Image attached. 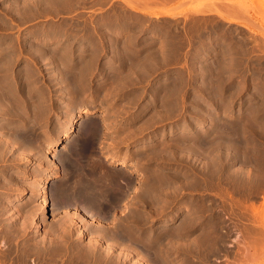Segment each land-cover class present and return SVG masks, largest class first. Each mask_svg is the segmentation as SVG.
Instances as JSON below:
<instances>
[{
  "label": "rangeland",
  "instance_id": "rangeland-1",
  "mask_svg": "<svg viewBox=\"0 0 264 264\" xmlns=\"http://www.w3.org/2000/svg\"><path fill=\"white\" fill-rule=\"evenodd\" d=\"M254 2L259 4L0 0V96H8L7 109L13 112L7 137L12 140L22 127L36 137L30 149L17 144L8 155L14 167L5 170L17 172L5 204L9 214L0 209V242H6L0 247L1 264H46L29 249L51 231L60 234V224L73 214L79 218L64 226L68 237L52 234L60 244L83 251L101 230L117 232L111 238L117 243L108 239L98 246L106 261L100 264H196L199 259L201 264H230L227 261L238 263L244 255L248 260L257 257L247 264H264V230L255 228L261 223L254 222L247 208L264 203V8ZM70 100L75 103V155L97 161L103 171L127 176L121 180L122 190L117 188L119 200L104 207L108 215L105 209L102 214L89 210L91 220H81L75 201L58 200L67 183L75 186L71 168L60 157L66 152L64 110ZM82 111H91V121L98 126L88 139L77 133ZM57 135L60 141L53 154L59 158L60 173L47 149ZM21 152L26 155L19 163L14 158ZM112 157L125 159L128 166L120 170L110 164ZM18 194L22 200L12 205L10 200ZM54 204L60 206L55 215L49 211ZM20 212L23 218L31 213L26 234L13 230L25 220ZM186 222L194 228L189 224L187 229ZM78 228L87 231L81 239L76 237ZM233 229L242 236L236 238ZM195 238L197 243L190 241ZM109 244L115 248L107 251ZM80 252L84 260L86 252ZM23 256L28 262L23 263Z\"/></svg>",
  "mask_w": 264,
  "mask_h": 264
},
{
  "label": "bare ground",
  "instance_id": "bare-ground-1",
  "mask_svg": "<svg viewBox=\"0 0 264 264\" xmlns=\"http://www.w3.org/2000/svg\"><path fill=\"white\" fill-rule=\"evenodd\" d=\"M2 1H6V0H2ZM250 2H251V0H250ZM256 2H259V4L258 3H255V5L256 4H258L260 7L262 6L263 8H264V0H256ZM253 3V4H254ZM216 5V4H215ZM257 5V6H258ZM37 6V5H36ZM259 6L257 7L258 9H259ZM211 9V8H210ZM213 10V9H212ZM232 10H234V9H232ZM232 10H230V11H232ZM214 11V10H213ZM211 12V11H210ZM235 12H236V10H235ZM264 12V11H263ZM233 14H235L234 13V11H233ZM2 84V83H1ZM13 85V84H12ZM0 89H3V88H0ZM8 89V88H7ZM0 92H1V90H0ZM3 93V90H2V92H1V94ZM5 93V92H4ZM7 93V92H6ZM10 94V93H9ZM8 94V95H9ZM12 94V93H11ZM17 94V93H16ZM5 95V94H4ZM13 96V95H12ZM31 96V95H30ZM74 96V95H73ZM6 97H8V96H0V122H2L1 123V126H0V209L1 210H4V211H6L5 209V204H6V202L8 201V199H9V189H10V182L12 181L11 179H12V174H16V172H17V169H13V170H5V169H8V168H10L11 166H13L12 165V163H13V160H11V159H9V157H8V155L9 154H11V151H12V149L18 144V145H20L21 147L22 146H24V149L25 148H28L29 147V149H30V147H31V145L33 144V142H34V135H31L32 134V132H31V134H30V131H27L26 133L24 132L25 130H23V127H22V130H21V132H19V134L17 133V134H15V136L13 137V139L11 140V138H8L7 137V133L9 132V130H8V128H7V126L6 125H8V122H9V118L11 119V118H13L12 117V115H13V112L12 113H10L9 112V110L7 109V108H9V107H7V105H8V98H6ZM15 97V96H14ZM17 97V96H16ZM15 97V98H16ZM47 97V96H46ZM10 98V97H9ZM14 99V98H13ZM10 100V99H9ZM20 101V100H19ZM29 101H30V99H29ZM46 102V101H45ZM76 103H77V101H76ZM78 103H79V101H78ZM74 101H69L68 102V105H67V108H66V110H64V113H66L67 115H68V121H67V126H66V130H65V132H64V139H65V145H66V152L64 153V154H62V156H60L61 157V160H62V162L63 163H65V164H67V165H69V167L71 168V170H72V174H73V177H71V178H75L74 179V181H73V184L75 185V186H73V187H69V185H68V183L66 184V186H65V188H67L66 190H64L63 192H64V194H63V192H62V195H60V197L58 198V200L60 201V199H64V200H67L66 202H71V201H75V204L77 205V207H75L76 208V211L78 210V213H77V215H80L81 216V220L83 221L84 219H83V217L85 218V219H88V220H91V218L93 219V217H92V214L95 212V210L96 211H99L98 213H101V211L103 210V209H106V208H104L105 207V205L106 204H108L107 202H109L110 200L112 201V200H119V197L121 196V195H119L120 193H119V190H117V188H120V183H121V180L124 178L123 176V174L122 173H111V172H106V171H103L104 170V167L103 166H100V167H102L103 168V170H101V169H99V167L97 166V165H95L94 163H96V162H92V161H90V160H84V159H82V155H81V158H79L80 157V155H79V157H78V154H77V156L75 155V151H76V149H77V147H78V145L75 143V141H74V139H72V132H73V129H74V125H75V122H76V120H74V115H75V111H73V108H74ZM82 104V103H81ZM13 106H14V104H13ZM21 106H23V105H21ZM20 106V107H21ZM49 106V105H48ZM77 106V105H76ZM16 107H17V105H16ZM11 108V107H10ZM36 108V107H35ZM42 108V107H41ZM40 107H39V109H41ZM76 108V107H75ZM7 109V110H6ZM12 109H14V108H12ZM11 109V110H12ZM37 109V108H36ZM19 110V109H18ZM22 111V110H21ZM24 111V110H23ZM37 111V110H36ZM25 112V111H24ZM42 112H44V111H42ZM22 114H23V112H21ZM38 113H39V111H38ZM24 115V114H23ZM23 115H21V116H23ZM29 115V114H28ZM32 115H34V114H32ZM27 117V116H26ZM66 117V116H65ZM79 117L81 118V120H79L78 122H79V124H78V126H77V133H78V135H80V137H82V138H84V137H86V139H88V137L87 136H91V134H95V132L97 133V128H98V126L95 124V123H93V121H91V119H92V117H93V113L91 112V111H82L81 113H80V115H79ZM102 117H104V116H102ZM17 118V117H16ZM22 119H23V117H21ZM33 118V117H32ZM40 118H41V116H40ZM27 119H28V117H27ZM45 119V118H44ZM19 120V119H18ZM22 122V121H21ZM20 122V123H21ZM26 122V121H25ZM61 122V121H60ZM10 123V122H9ZM13 123V122H12ZM22 123H24V119H23V122ZM34 123H35V121H34ZM20 125V124H19ZM26 126V125H25ZM35 127V126H34ZM26 128V127H25ZM28 128V127H27ZM32 128V127H31ZM16 129V128H15ZM18 129V128H17ZM20 129H21V126H20ZM13 130V129H12ZM31 130V129H30ZM99 130V129H98ZM225 131V130H224ZM11 132V131H10ZM35 132V131H34ZM11 137V136H10ZM59 135H57L49 144H48V147H47V149H48V151H49V153H50V158H51V160L52 161H54L53 163V165H54V167H55V169H56V172H58V173H60V166H59V164H58V162H59V158H57L56 157V155H54L53 154V152H54V149L58 146V144H59V141H60V139H59ZM36 138V137H35ZM74 138V137H73ZM80 139V138H79ZM85 139V138H84ZM83 139V140H84ZM78 140V139H77ZM84 141H86V140H84ZM85 143V142H84ZM208 143V142H207ZM82 144V143H81ZM87 144V143H86ZM18 145H17V147H18ZM86 147V146H85ZM18 149V148H17ZM19 149H20V147H19ZM32 149V148H31ZM81 149V148H80ZM79 149V150H80ZM79 150H77V151H79ZM21 151V150H20ZM23 151V150H22ZM82 151V150H81ZM24 152V151H23ZM23 152H21L20 153V155H19V157H17V158H14L15 160H17L19 163H20V161H22V158L24 159V156L26 155L25 153V155L23 154ZM28 152V151H27ZM64 152V151H63ZM78 153V152H77ZM28 154V153H27ZM80 154V153H79ZM85 156V155H84ZM90 157V156H89ZM93 158V157H92ZM92 160V159H91ZM98 160V159H97ZM94 161V160H93ZM15 162V161H14ZM61 164V163H60ZM110 164H114V165H117V166H119L120 167V170L121 169H125L128 165H127V161L125 160V159H121V160H118V159H116V158H110ZM46 165V164H45ZM135 166V165H134ZM14 167V166H13ZM135 168H136V166H135ZM240 168V167H239ZM242 169V168H241ZM70 170V171H71ZM121 172V171H120ZM245 172V171H244ZM57 173V174H58ZM248 173V172H247ZM245 174V175H248V174ZM42 174V173H41ZM70 175H72L71 174V172L69 173ZM244 174H243V176H244ZM24 177L25 178H27V177H29L30 176V173L28 172V170L26 169V170H24ZM242 176V177H243ZM68 177H70V176H68ZM127 177V176H126ZM125 177V178H126ZM245 177H247V176H245ZM40 178V177H39ZM42 178V177H41ZM124 178V179H125ZM174 178V177H173ZM216 178V177H215ZM65 179V178H64ZM67 179V178H66ZM69 179V178H68ZM66 180V182H68V181H70V179L69 180ZM243 179H244V177H243ZM126 180V179H125ZM129 180V179H128ZM158 180V179H157ZM167 180H168V178H167ZM180 180V179H179ZM217 180V179H216ZM71 181V182H72ZM255 181V180H254ZM242 183V182H241ZM122 184V183H121ZM131 184V183H130ZM167 184V183H166ZM182 184V183H181ZM67 185H68V187H67ZM71 185V184H70ZM125 185V184H124ZM61 186V185H60ZM128 186H129V184H128ZM160 186V185H159ZM165 186V185H164ZM126 187V186H125ZM149 187V186H148ZM58 188H59V186H58ZM159 188V187H158ZM164 188V187H163ZM64 189V188H63ZM71 189V190H70ZM121 190H122V186H121V188H120ZM126 189V188H125ZM120 190V191H121ZM153 190V189H152ZM53 191V190H52ZM56 191V190H55ZM62 191V190H61ZM126 191V190H125ZM124 191V192H125ZM128 191V190H127ZM42 192H44V189H43V191ZM57 192V191H56ZM123 192V191H122ZM121 192V193H122ZM123 192V193H124ZM148 192H149V190H148ZM49 193V192H48ZM60 193V192H59ZM147 194V193H146ZM162 194V193H161ZM58 195V194H57ZM119 195V196H118ZM123 195V194H122ZM55 197H56V195H54ZM124 196V195H123ZM146 196V195H145ZM156 196V195H155ZM155 196H154V198H155ZM226 196V195H225ZM143 197V196H142ZM142 197H140V198H142ZM158 197V200H159V197H160V195L159 196H157ZM156 197V198H157ZM133 198V197H132ZM169 198V197H168ZM56 199V198H55ZM62 199V200H63ZM123 199V198H122ZM135 199V198H134ZM137 199V198H136ZM22 200V198H21V194H18L17 196H15V198H13V199H11L10 200V203L13 205V204H18L20 201ZM57 200V199H56ZM63 200V201H64ZM156 200V199H155ZM55 201V200H54ZM120 201H121V198H120ZM123 201V200H122ZM51 202V201H50ZM74 203V202H73ZM80 203H83L82 205H85V207H82V206H79V204ZM120 203V202H119ZM110 204H111V202H110ZM118 204V203H117ZM7 205V204H6ZM62 205V204H61ZM201 205V204H200ZM45 203L44 204H42V206H40V210H42L41 212H44L43 210L45 209ZM64 206V205H63ZM72 206V205H71ZM108 207H110L111 208V206L110 205H107ZM113 207H114V205H112ZM112 207V208H113ZM250 207V206H249ZM249 207H247L250 211H251V216L253 215L254 217H252V218H255V220H254V222H256V220H259L258 222H259V224L261 223V225H258V227L257 226H255L256 225V223H254L253 225L255 226V228H261L260 229V232H262V229L264 230V203L262 204V206L260 207V208H258V206L256 207H254V206H252L251 205V207L249 208ZM64 208H67V207H64ZM74 208V209H75ZM200 208V207H199ZM37 209V208H36ZM36 209H34L35 211H36ZM37 210L36 212H38V211H40V210ZM59 209H60V206H57V204L55 205H52L51 206V209L49 210L50 211V213H52V214H54L55 215V213H57L58 211H59ZM182 209V208H181ZM248 209H246V210H248ZM33 210V211H34ZM89 210H94L93 211V213H90L91 211H89ZM197 210V209H196ZM202 210V209H201ZM205 210V209H204ZM248 210V211H249ZM12 211H14V209L12 210ZM16 211H18V209H16ZM34 211V212H35ZM64 211V210H63ZM104 211V210H103ZM102 211V212H103ZM109 211V210H108ZM190 211V210H189ZM203 211V210H202ZM201 211V212H202ZM7 212V211H6ZM5 212V213H6ZM19 212V211H18ZM33 212V213H34ZM180 212V211H179ZM200 212V211H199ZM206 212V211H205ZM8 213V212H7ZM13 213H16L15 211L13 212ZM13 213H10V215L11 214H13ZM21 213V212H20ZM75 213V214H76ZM4 214V213H3ZM9 214V213H8ZM8 214H7V218H8ZM29 215H26V216H24V218H25V220H24V222H23V225H20V226H18V224H16V225H14L13 227L16 229V226H17V229H18V227H21V228H19L18 230L16 229H14L13 228V230H14V232H16V234L18 233V232H23V233H27L28 231H29V229H30V224L28 223V221H30V216H31V213H28ZM95 214V213H94ZM102 214V213H101ZM106 214V213H105ZM183 214V213H182ZM190 214V213H189ZM189 214H188V216H189ZM17 215H19L18 213H17ZM141 215V214H140ZM196 215V214H195ZM4 216V215H3ZM2 216V213H1V216H0V219H1V217H3ZM20 216H22V218H23V215H22V213H21V215ZM37 216V215H36ZM95 216V215H94ZM99 216H101V215H99ZM103 216V215H102ZM197 216V215H196ZM205 216H206V214H205ZM205 216H204V218H205ZM5 217H6V214H5ZM14 217V216H13ZM12 217V218H13ZM33 217V216H32ZM71 217V218H70ZM77 217L79 218V216H74V214H73V216H69L68 215V217L66 216V218L64 219V221H62V223L60 224L59 223V221H58V223L61 225V228L62 229H60V230H62V231H60L61 233L59 234V233H56V231L54 232V231H51L50 232V230L48 231V232H50V235H49V233L47 232V234L49 235V237L48 236H45L44 235V237H43V239L40 241V242H38L37 241V243L35 242V245L33 246H31V247H28V248H31V249H29L30 250V252L32 253V254H38L41 258H43V260L44 261H46L48 264H50L51 262L52 263H61V264H100L101 262H103V263H106V261H104V257L102 258V252H98V246H100L101 245V243H102V241H104V240H108L109 239V241H110V239L111 238H113V239H115L117 236V232L115 233V232H111V233H108V232H106V231H104V230H101V232H100V230H98L100 233H98L97 234V238H93V239H91L90 241H88V244H87V246L85 245V250H83V251H81V247H80V244L78 245L80 248L78 249V248H76V247H74V246H71V245H69L68 243L66 244V245H64L63 243H59V241H57L56 239H55V237H56V235L58 236V237H65L66 236V233H67V228H65L64 226L65 225H67V224H69L68 222H72V223H75V222H77ZM190 217V216H189ZM191 217H193V216H191ZM199 217H201L200 215H199ZM203 217V216H202ZM11 218V219H12ZM14 218H18V216H16V217H14ZM21 218V217H20ZM23 218V219H24ZM54 218V217H53ZM196 218H198V217H196ZM6 219V218H5ZM4 219V220H5ZM63 219V218H62ZM1 220H3V218L1 219ZM79 220V219H78ZM124 220V219H123ZM188 220H189V218H188ZM32 221H34V220H32ZM61 221V220H60ZM125 221V220H124ZM192 221V220H191ZM198 221H199V219H198ZM215 221V220H214ZM0 222H2V221H0ZM15 222V221H14ZM87 222H89V221H87ZM93 222V221H92ZM189 222V221H188ZM188 222H186L187 223V225H186V228L188 227L189 228V224L191 225V222L190 223H188ZM200 222V221H199ZM250 222V221H249ZM4 223V222H3ZM2 223V224H3ZM36 222H34L33 223V227L34 228H38V225L37 224H35ZM185 223V224H186ZM10 224V223H9ZM14 224V223H13ZM55 224V223H54ZM78 224H80V222L78 223ZM78 224H77V226H78ZM82 224V223H81ZM80 224V225H81ZM102 224V223H101ZM212 224H213V221H212ZM70 225V224H69ZM97 225V224H96ZM184 225V224H183ZM192 225H194L193 223H192ZM191 225V226H192ZM8 226V225H7ZM10 226V225H9ZM8 226V227H9ZM101 226V225H100ZM216 226V225H215ZM253 226V227H254ZM6 227V226H5ZM59 228H60V226H58ZM98 227V226H97ZM104 227V226H103ZM182 227V226H181ZM193 227V226H192ZM247 227V226H246ZM253 227H251V228H253ZM9 228H11V227H9ZM54 228V227H53ZM53 228H52V230H53ZM187 228V229H188ZM194 228V227H193ZM197 228V227H196ZM203 228V227H202ZM214 228V227H213ZM216 228H217V226H216ZM219 228H220V226H219ZM7 229V228H6ZM56 228H54V230H55ZM58 229V228H57ZM64 229V230H63ZM180 229V228H179ZM185 229V228H184ZM186 229V230H187ZM199 229V228H198ZM197 229V230H198ZM254 229V228H253ZM9 230H11V229H9ZM85 229H77L76 230V237L78 238V239H81V238H83L84 237V235L86 234V232L87 231H84ZM106 230V229H105ZM205 230V229H204ZM245 230H246V228H245ZM5 231V230H4ZM2 232V233H4L5 234V232ZM39 231V230H38ZM66 231V232H65ZM119 231V230H118ZM175 231V230H174ZM188 231V230H187ZM212 231V230H211ZM215 231V230H214ZM243 231V230H242ZM247 231H248V229H247ZM8 232H10V231H7L6 233L8 234ZM13 232V233H14ZM129 232V231H128ZM182 232V231H181ZM180 232V233H181ZM206 232H208V231H206ZM220 232H222V231H220ZM241 232V231H240ZM264 232V231H263ZM12 233V232H11ZM10 233V234H11ZM53 233H56V235H55V237H54V235H52ZM121 233V232H120ZM175 233V232H174ZM211 233H213V232H211ZM219 233V232H218ZM4 234H2L1 236L3 237L4 236ZM20 234V233H19ZM18 234V235H19ZM46 234V235H47ZM124 234V233H123ZM127 234V233H126ZM208 234V233H207ZM222 234V233H221ZM243 234H245V233H243ZM6 235V234H5ZM21 235V234H20ZM68 235V234H67ZM88 235V234H87ZM92 235V234H91ZM183 235V234H182ZM200 235V234H199ZM205 235V234H204ZM211 234H209V236H210ZM240 235V234H239ZM13 236H15V233L13 234ZM12 236V237H13ZM25 236V235H24ZM36 236V235H35ZM51 236H53L52 238H51ZM124 236V235H123ZM202 236V235H201ZM222 236H224V235H222ZM221 236V237H222ZM6 237V236H5ZM8 237V236H7ZM11 237V236H10ZM11 237V238H12ZM17 237V236H16ZM31 237H33V236H31ZM57 237V238H58ZM66 237H68V236H66ZM71 237H72V235H71ZM188 237V236H187ZM211 237V236H210ZM213 237H214V235H213ZM220 237V238H221ZM4 238V237H3ZM2 238V239H3ZM53 238H54V240H56L57 241V243L53 240ZM123 238V237H122ZM129 238V237H128ZM201 238H203V237H201ZM200 238V239H201ZM225 238V237H224ZM237 238V237H236ZM239 238V237H238ZM4 239H6V238H4ZM126 239V238H125ZM204 239H206L205 237H204ZM216 239H217V237H216ZM215 239V240H216ZM8 240V238L6 239V241ZM39 240V239H38ZM59 240V239H58ZM61 240V239H60ZM172 240V239H171ZM186 239H184V241H185ZM197 239L195 238V239H193V240H190L191 242L192 241H196ZM23 241V240H22ZM111 241H112V243L113 242H116V241H113L112 239H111ZM117 241H118V239H117ZM119 241H120V239H119ZM174 241V240H173ZM189 241V242H190ZM202 241H204L203 239H202ZM32 242V241H31ZM33 242H34V239H33ZM61 242V241H60ZM150 242V241H149ZM172 242V241H171ZM177 242V241H176ZM175 242V243H176ZM185 242H187V240L185 241ZM189 242H187L188 244H190ZM193 242V243H194ZM198 242V240L196 241V243ZM207 242V241H206ZM211 242V241H210ZM234 242V241H233ZM244 242V241H243ZM117 243V242H116ZM116 243H114L115 244V246L117 245ZM172 243H174V242H172ZM171 243V245H173ZM181 243V242H180ZM186 243V245H188ZM190 244V245H196L195 243L194 244ZM199 243L201 244L202 242L201 241H199ZM198 243V244H199ZM204 243H205V241L202 243V245H204ZM6 244V242L4 241V240H2L1 242H0V247H5L4 245ZM24 244V243H23ZM58 244H60L59 246H58ZM199 244V245H200ZM12 245V244H11ZM11 245H9V246H11ZM14 245V244H13ZM12 245V246H13ZM183 245H185L184 244V242H183ZM185 245V246H186ZM190 245H188L189 246V248H192V247H190ZM202 245L199 247V248H201L202 247ZM213 245H215V244H213ZM218 245V244H217ZM8 245H6V247H7ZM8 246V247H9ZM11 246V247H12ZM15 246V245H14ZM18 246V245H17ZM77 246V245H76ZM82 246V249H84L83 247H84V245H81ZM107 246V245H106ZM188 246H187V248H188ZM197 246V245H196ZM206 246V245H205ZM220 246V245H219ZM219 246H218V248H219ZM7 247V248H8ZM16 247V246H15ZM112 247V248H111ZM173 247V246H172ZM175 247V246H174ZM179 247V245L177 246V248ZM181 248H182V244H181V246H180ZM204 247V246H203ZM241 247H243V246H241ZM108 248H111V249H114L113 248V245L112 244H109L108 246H107V251H108ZM122 248V247H121ZM126 248V247H125ZM186 248V249H187ZM211 248V247H210ZM205 249V248H204ZM203 249V250H204ZM213 249V248H212ZM224 249V248H223ZM9 250H11L10 249V247H9ZM79 250V251H78ZM123 250V249H122ZM176 250V249H175ZM192 250V249H191ZM215 250H216V247H215ZM25 251H28L27 249L25 250ZM76 251V252H75ZM81 251V252H80ZM121 251V250H120ZM129 251V250H128ZM150 251V250H149ZM194 251V250H193ZM193 251H191V252H193ZM209 251V250H208ZM14 252V251H13ZM30 252H28V253H30ZM79 252L80 253H85L86 252V257H84V260H82L83 258H81L80 257V255H79ZM124 252H125V249H124ZM190 252V253H191ZM201 253L200 254H202V251H200ZM218 252H219V250H218ZM27 253V252H26ZM25 253V254H26ZM27 253V254H28ZM30 253V254H31ZM127 253V252H126ZM204 253V252H203ZM209 253H210V251H209ZM220 253V252H219ZM222 253V252H221ZM8 254V253H7ZM20 254V253H19ZM24 253H23V255H25ZM26 254V255H27ZM188 254V253H187ZM205 254V253H204ZM6 255V254H5ZM4 255V256H5ZM29 255V254H28ZM27 255V256H28ZM74 255H77V256H74ZM105 255V254H104ZM120 255V254H119ZM122 255V254H121ZM137 255V254H136ZM141 255V254H140ZM179 255V254H178ZM192 255V254H191ZM217 255V254H216ZM229 255V254H228ZM3 256V255H2ZM8 256V255H7ZM11 256V255H10ZM108 256V255H107ZM139 256V255H138ZM137 256V257H138ZM24 257V259L22 258V260H24L23 261V263L24 262H26L27 260H29L28 259V257H26V256H23ZM27 259H26V258ZM29 257H30V255H29ZM39 257V258H40ZM50 257H52V258H50ZM75 257H80V259H77V258H75ZM117 257H118V255H117ZM116 257V258H117ZM139 257H141V256H139ZM195 257H197L196 255H195ZM199 257V256H198ZM197 257V258H198ZM212 257V256H211ZM4 258V257H3ZM6 258V257H5ZM4 258V260H6ZM200 258V257H199ZM198 258V259H199ZM248 258V257H247ZM251 258V257H250ZM249 258V260L248 259H246L245 258V255L244 256H242V260L240 261V262H238V263H234V264H243L244 263V260H246L245 261V263L244 264H247L246 262H247V260L249 261V262H252L255 258H257L256 256H253L252 257V259H250ZM260 258V257H259ZM8 259H9V256H8ZM17 259V258H16ZM144 259H146V258H144ZM210 259V258H209ZM238 259V258H237ZM3 260V259H2ZM1 260V261H2ZM12 260V259H11ZM30 260H31V258H30ZM32 260H34V259H32ZM105 260H106V258H105ZM139 260H141V259H138V261ZM142 260H143V257H142ZM141 260V261H142ZM192 260V259H191ZM202 260H204V259H202ZM233 260V259H232ZM250 260H252V261H250ZM7 261H9V260H7ZM35 261V260H34ZM44 261H42V262H44ZM123 261V260H122ZM137 261V262H138ZM141 261H139V262H141ZM144 261V264H145V262H146V260H143ZM172 261V260H171ZM195 261V260H194ZM197 261V260H196ZM206 261V260H205ZM208 261V260H207ZM4 262V261H3ZM6 262V261H5ZM5 262H4V264H5ZM12 262H14V260H12ZM17 262V261H16ZM15 262V263H16ZM28 262V261H27ZM31 262H33V261H31ZM41 262V263H42ZM112 262V261H111ZM181 262V261H180ZM179 262V263H180ZM186 262V261H185ZM191 262V261H190ZM193 262V261H192ZM197 262H200V259L197 261ZM197 262H196V264H197ZM202 262H204V261H202ZM228 263H230V264H233L232 263V261L230 262V261H227ZM248 262V264H250ZM8 263H10V264H14V263H11V261L10 262H8ZM34 263V262H33ZM46 263V264H47ZM51 263V264H52ZM117 263V262H116ZM143 263V262H142ZM142 263H140V264H142ZM160 263V262H159ZM207 263V262H206ZM1 264V263H0ZM34 264H36V263H34ZM45 264V263H44ZM173 264V263H172ZM182 264V263H181ZM189 264V263H188ZM192 264V263H191ZM200 264H201V262H200Z\"/></svg>",
  "mask_w": 264,
  "mask_h": 264
},
{
  "label": "flooded vegetation",
  "instance_id": "flooded-vegetation-1",
  "mask_svg": "<svg viewBox=\"0 0 264 264\" xmlns=\"http://www.w3.org/2000/svg\"><path fill=\"white\" fill-rule=\"evenodd\" d=\"M108 212H109V211H108L107 208H106V209L104 210V213H103V214H104L105 216H107V215H108ZM105 213H106V214H105ZM233 232H234V235H236L237 238L242 236V235L240 234V232H237V231H236V229H233ZM239 234H240V235H239ZM240 240H241V239H240Z\"/></svg>",
  "mask_w": 264,
  "mask_h": 264
}]
</instances>
